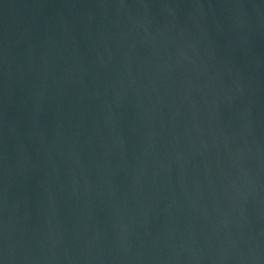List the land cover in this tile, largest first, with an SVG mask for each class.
<instances>
[{
    "label": "water",
    "instance_id": "95a60500",
    "mask_svg": "<svg viewBox=\"0 0 264 264\" xmlns=\"http://www.w3.org/2000/svg\"><path fill=\"white\" fill-rule=\"evenodd\" d=\"M0 264H264V0H0Z\"/></svg>",
    "mask_w": 264,
    "mask_h": 264
}]
</instances>
